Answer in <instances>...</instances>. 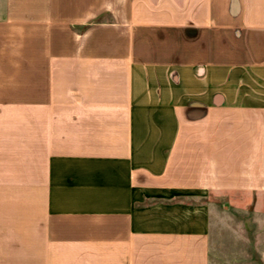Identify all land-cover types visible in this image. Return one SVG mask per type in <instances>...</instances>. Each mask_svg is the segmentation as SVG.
Segmentation results:
<instances>
[{
	"label": "crops",
	"instance_id": "obj_1",
	"mask_svg": "<svg viewBox=\"0 0 264 264\" xmlns=\"http://www.w3.org/2000/svg\"><path fill=\"white\" fill-rule=\"evenodd\" d=\"M182 192L264 197V0H3L0 264H211Z\"/></svg>",
	"mask_w": 264,
	"mask_h": 264
},
{
	"label": "rangeland",
	"instance_id": "obj_2",
	"mask_svg": "<svg viewBox=\"0 0 264 264\" xmlns=\"http://www.w3.org/2000/svg\"><path fill=\"white\" fill-rule=\"evenodd\" d=\"M154 200L197 208L210 237L211 264H262L264 197L254 202L232 193L182 192Z\"/></svg>",
	"mask_w": 264,
	"mask_h": 264
},
{
	"label": "trees",
	"instance_id": "obj_3",
	"mask_svg": "<svg viewBox=\"0 0 264 264\" xmlns=\"http://www.w3.org/2000/svg\"><path fill=\"white\" fill-rule=\"evenodd\" d=\"M251 208V207H250Z\"/></svg>",
	"mask_w": 264,
	"mask_h": 264
}]
</instances>
